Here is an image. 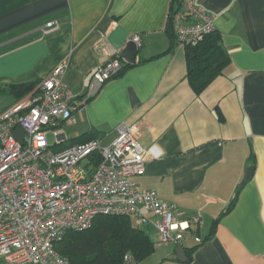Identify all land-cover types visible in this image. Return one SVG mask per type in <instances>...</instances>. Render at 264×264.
Masks as SVG:
<instances>
[{
	"label": "crops",
	"instance_id": "crops-1",
	"mask_svg": "<svg viewBox=\"0 0 264 264\" xmlns=\"http://www.w3.org/2000/svg\"><path fill=\"white\" fill-rule=\"evenodd\" d=\"M171 1L0 0V109L14 102L8 85L39 81L69 50L64 81L82 95L94 68L138 34L133 66L106 81L62 132L109 142L118 125L133 126L143 147L161 152L133 178L137 186L176 204L178 218L201 215L180 242L186 261L177 259L176 244L160 250L153 241L139 264H264V0H195L213 15L230 57L199 94L186 78L185 45L166 51ZM48 22L55 23L44 33Z\"/></svg>",
	"mask_w": 264,
	"mask_h": 264
},
{
	"label": "built area",
	"instance_id": "built-area-1",
	"mask_svg": "<svg viewBox=\"0 0 264 264\" xmlns=\"http://www.w3.org/2000/svg\"><path fill=\"white\" fill-rule=\"evenodd\" d=\"M172 3L167 20L179 43H194L214 31L213 15L195 0ZM130 40L140 45L138 34ZM70 53L31 92L0 109V264H68L54 243L68 230L89 228L98 215H127L139 226H151L161 244H178L192 233L191 223L201 224L199 213L191 220L178 218L176 204L153 188L137 186L133 178L161 152L156 145L143 147L133 126L118 125L107 143L91 139L52 149L48 134L55 143L66 140L62 125L122 67L114 53L94 68L86 91L78 95L64 81ZM18 126L22 140L15 135ZM123 264L137 263L127 252Z\"/></svg>",
	"mask_w": 264,
	"mask_h": 264
},
{
	"label": "trees",
	"instance_id": "trees-1",
	"mask_svg": "<svg viewBox=\"0 0 264 264\" xmlns=\"http://www.w3.org/2000/svg\"><path fill=\"white\" fill-rule=\"evenodd\" d=\"M165 30L170 40L166 50L168 51L177 40L168 20ZM184 45L186 78L194 93L199 94L222 73L230 62V57L223 47L220 33L215 30L203 35L194 43ZM132 66V63L122 65L113 77L120 76ZM37 83L38 81L10 84L4 91L16 101L31 92ZM95 138L96 133L88 132L73 138L70 145ZM234 199L224 213L232 208ZM132 220L134 219L127 215H98L89 228L68 230L54 243V247L67 258L68 264H123V256L127 252L131 253L139 264L154 251V242L144 229L135 225ZM218 221L219 217L212 221L208 236L213 234ZM198 246L199 244L188 249V257Z\"/></svg>",
	"mask_w": 264,
	"mask_h": 264
},
{
	"label": "water",
	"instance_id": "water-1",
	"mask_svg": "<svg viewBox=\"0 0 264 264\" xmlns=\"http://www.w3.org/2000/svg\"><path fill=\"white\" fill-rule=\"evenodd\" d=\"M137 45L134 41L129 40L124 48L120 51L119 56L123 58L127 63H134L136 56ZM15 135L19 140H22L24 135V130L21 126H18L15 130ZM253 173V166H248L245 169V178L244 181H248ZM176 257L179 261H186L187 257L185 255L184 249L181 243L176 244Z\"/></svg>",
	"mask_w": 264,
	"mask_h": 264
},
{
	"label": "rangeland",
	"instance_id": "rangeland-1",
	"mask_svg": "<svg viewBox=\"0 0 264 264\" xmlns=\"http://www.w3.org/2000/svg\"><path fill=\"white\" fill-rule=\"evenodd\" d=\"M6 100V102L8 101V97L5 99ZM3 102H4V100H3V97L2 96H0V104H3ZM64 132H65V134H66V136H67V140H65V141H63V142H61V143H55L56 142V138H55V136L53 135V133L52 132H50L49 134H48V141H49V143L52 145L51 147H52V149L53 150H60V149H63L64 147H67V146H69L70 145V143L72 142L71 141V134L69 133V131H68V129H65V130H63ZM103 143H107L106 141L104 142L103 141ZM81 165L82 166H84L85 165V160H83L82 162H81ZM132 222L135 224V225H138V223L135 221V220H132ZM139 226V225H138ZM139 227H141L142 229H144V231L149 235V237H150V239H152V241H155V243H157V238H156V236H155V233H154V231H153V228L151 227V226H146V225H141V226H139ZM209 227V221H207V220H205V223H204V225L202 226V233H204V231H207V228ZM169 244H172V243H169ZM158 245H159V247H160V250L161 249H164V248H167V247H170V246H166L165 244H159L158 243Z\"/></svg>",
	"mask_w": 264,
	"mask_h": 264
}]
</instances>
